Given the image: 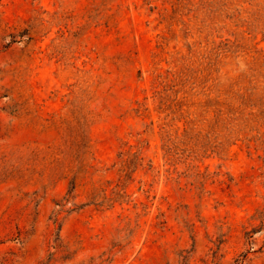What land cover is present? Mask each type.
Here are the masks:
<instances>
[{
  "label": "rangeland",
  "instance_id": "374dc122",
  "mask_svg": "<svg viewBox=\"0 0 264 264\" xmlns=\"http://www.w3.org/2000/svg\"><path fill=\"white\" fill-rule=\"evenodd\" d=\"M0 264H264V0H0Z\"/></svg>",
  "mask_w": 264,
  "mask_h": 264
}]
</instances>
